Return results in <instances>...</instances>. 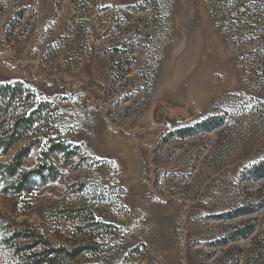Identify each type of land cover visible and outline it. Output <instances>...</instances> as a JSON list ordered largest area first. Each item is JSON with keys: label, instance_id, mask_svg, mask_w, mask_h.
Segmentation results:
<instances>
[{"label": "rangeland", "instance_id": "1", "mask_svg": "<svg viewBox=\"0 0 264 264\" xmlns=\"http://www.w3.org/2000/svg\"><path fill=\"white\" fill-rule=\"evenodd\" d=\"M17 81L54 104L26 167L50 136L76 154L0 218L96 245L69 264H264V0H0Z\"/></svg>", "mask_w": 264, "mask_h": 264}, {"label": "trees", "instance_id": "2", "mask_svg": "<svg viewBox=\"0 0 264 264\" xmlns=\"http://www.w3.org/2000/svg\"><path fill=\"white\" fill-rule=\"evenodd\" d=\"M36 98L35 91L21 81L0 84V188L3 193L29 195L37 183L55 182L60 175L56 157L67 160L76 154L60 137L50 136L36 164L26 167L34 148L43 142L39 135L53 128L51 108L54 104L49 101L37 103ZM223 121L222 117H217L201 126L210 130L219 127ZM186 132L179 134L184 136ZM254 172L258 178H264V163L257 165ZM249 210L244 208L240 212ZM82 212L74 211L71 216L94 220L92 213L83 215ZM92 222L98 225V221ZM80 226L78 224V230ZM254 231L255 224H248L234 237H247ZM56 238L40 225L0 218V264H69L96 247L90 243L68 242L62 235Z\"/></svg>", "mask_w": 264, "mask_h": 264}]
</instances>
